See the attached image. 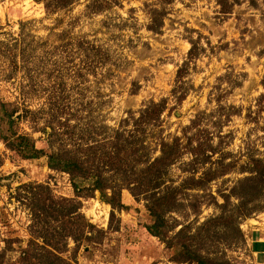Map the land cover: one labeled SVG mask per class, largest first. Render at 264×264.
Listing matches in <instances>:
<instances>
[{
  "label": "rangeland",
  "instance_id": "obj_1",
  "mask_svg": "<svg viewBox=\"0 0 264 264\" xmlns=\"http://www.w3.org/2000/svg\"><path fill=\"white\" fill-rule=\"evenodd\" d=\"M51 1L0 0V264H21L22 251L32 247V212L17 197L23 183L43 184L58 200H79L94 225L90 240L68 238L56 264H197L151 232L160 211L133 181L121 190L126 208H113L88 181L78 179L76 191L67 172L49 165L50 152L71 142L58 128L64 120L76 134L103 137L131 129L132 116L163 99L160 121L140 133L146 141L192 138L211 154L197 162V176L232 163L203 187L178 192L164 216L167 240L184 228L181 237L193 235L192 247L211 261L264 264V177L242 182L256 174L252 159L264 157V0L165 2L160 32L147 28V11L161 8L160 0H121L96 13L86 0L58 11ZM20 135L43 152L23 156ZM192 156L185 151L168 169L166 184L192 175ZM252 183L257 189L247 195Z\"/></svg>",
  "mask_w": 264,
  "mask_h": 264
},
{
  "label": "trees",
  "instance_id": "obj_2",
  "mask_svg": "<svg viewBox=\"0 0 264 264\" xmlns=\"http://www.w3.org/2000/svg\"><path fill=\"white\" fill-rule=\"evenodd\" d=\"M79 1L52 0L50 6L58 11L68 9ZM171 1L173 0H160L163 5L161 8L154 5L149 7L147 11L149 16L147 28L149 30L161 31L167 14L165 2ZM116 4H121V0H86V9L90 13H96ZM82 41L83 45L86 42L89 43L87 40ZM192 44L189 51L191 59L196 55V41L192 40ZM186 64L185 62L179 68L178 78L183 76ZM184 95L185 93L179 96V99H182ZM54 105L58 112L64 110L59 99L54 100ZM165 108V99L158 102L152 100L139 111L138 116H132L133 127L131 129L117 128L112 131V134L105 132L103 137H100L101 134H96V136H90L87 133L85 135L76 134L75 127L70 124L69 120H64L58 128L63 130L62 134L64 137L65 135L69 137L71 142L62 144L59 149L51 151L48 155L50 167L67 172L76 191L81 189L77 182L78 179L88 181V189L93 192L98 190L101 199L111 204L113 208H126L121 199V190L130 181L135 183L137 190L149 192L148 206L160 211L158 225L150 230L154 235L164 240L168 239L167 233L169 232L163 228L164 216L175 208L178 192L183 189L203 187L205 183L226 173L232 165V163H228L222 168L220 166L208 168L202 171L200 176H197L199 172V168L196 166L197 162L207 163L211 154L208 150L206 152L202 150V146L199 144L193 146L192 138L188 137L183 142L181 136L174 135L169 139L160 136L155 143L146 141L140 133L147 126L160 121ZM126 120L130 119L126 118ZM16 139L18 149L25 157H37L39 153L43 152L42 149L36 147L35 142L28 135H20ZM208 147L213 149L212 144ZM157 150H159V154L155 155ZM185 151H189L193 155L189 163L192 165V175L180 185L169 186L166 184L167 171L180 160ZM251 171L256 174L244 178L242 182H256L259 178L264 177V157L252 159ZM257 184L249 185L246 194L257 189ZM20 189L22 190L17 197L19 200L28 201L33 217L31 228L35 234L34 238L30 240L32 247L22 251L21 264H56L55 259L60 256L59 252L62 253L66 250L68 238L75 241L81 238L91 239L89 232L94 228V225L80 212L81 202L79 200L74 198L55 199L43 184L23 183ZM56 223H61V225L56 226ZM184 232L185 229L181 228L174 236H171V239H166L170 247L176 246L183 261L197 264H223L211 261L196 251L191 243L193 235L184 239L181 237ZM37 239H41L42 243ZM176 240L179 242L174 243Z\"/></svg>",
  "mask_w": 264,
  "mask_h": 264
}]
</instances>
